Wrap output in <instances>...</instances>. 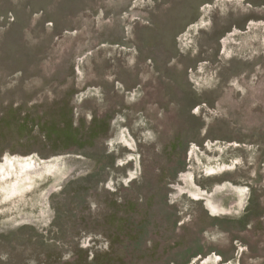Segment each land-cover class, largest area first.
Listing matches in <instances>:
<instances>
[{"label":"rangeland","instance_id":"1","mask_svg":"<svg viewBox=\"0 0 264 264\" xmlns=\"http://www.w3.org/2000/svg\"><path fill=\"white\" fill-rule=\"evenodd\" d=\"M0 264H264V0H0Z\"/></svg>","mask_w":264,"mask_h":264},{"label":"bare ground","instance_id":"2","mask_svg":"<svg viewBox=\"0 0 264 264\" xmlns=\"http://www.w3.org/2000/svg\"><path fill=\"white\" fill-rule=\"evenodd\" d=\"M34 166V165H33ZM48 167H54L55 166V164H49V165H47ZM26 168H29V169H31V170H34V169H42V168H46V167H42V166H37V165H35V167H32V166H30V167H26Z\"/></svg>","mask_w":264,"mask_h":264}]
</instances>
